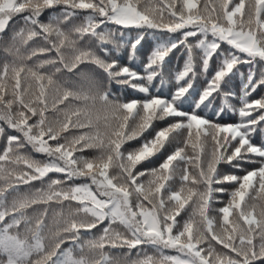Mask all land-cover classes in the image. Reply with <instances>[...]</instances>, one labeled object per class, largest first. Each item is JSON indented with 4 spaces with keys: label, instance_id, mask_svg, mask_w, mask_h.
<instances>
[{
    "label": "snow or ice",
    "instance_id": "1",
    "mask_svg": "<svg viewBox=\"0 0 264 264\" xmlns=\"http://www.w3.org/2000/svg\"><path fill=\"white\" fill-rule=\"evenodd\" d=\"M0 51V264H264V0H0Z\"/></svg>",
    "mask_w": 264,
    "mask_h": 264
},
{
    "label": "trees",
    "instance_id": "2",
    "mask_svg": "<svg viewBox=\"0 0 264 264\" xmlns=\"http://www.w3.org/2000/svg\"><path fill=\"white\" fill-rule=\"evenodd\" d=\"M213 2H215V0H213ZM201 3H203V0H201ZM49 13L45 12L44 16L42 17V19H47ZM17 20H19V17H17ZM77 23H79V21H77ZM13 27L19 29L20 27H23L22 23H17L16 21L13 22ZM23 51V50H22ZM5 59L10 60L11 57H6L5 53L3 51H0V63H3ZM139 59H143V55L140 54ZM186 59V53L185 54H181L180 51H174L171 54V62L169 64L166 65V69H165V79L166 80H171L174 73L176 71H179L184 63V60ZM123 62V61H122ZM240 71L242 72H247V66H243L240 68ZM56 79H58L60 81V83L64 86V87H68V85L65 83V79L64 77H57ZM77 84H83L82 81H77ZM84 87H87L86 84L83 85ZM240 86V81H239V77L236 78V80L234 81L233 84V91H236ZM169 87H172V85L170 84ZM112 91L114 93H116L117 95H122L123 97L126 98H138L139 95L136 92H134L131 89H121L118 86H113L112 87ZM165 91H167V89H165ZM255 95V94H254ZM217 103H220L219 100H217ZM232 103H236L235 101H232ZM237 107H239L240 105L237 104ZM97 109L99 110V114L101 115V117H103L106 114L105 109L101 106V105H97ZM226 122H235L239 119L238 115H233L231 112H228L225 117L223 118ZM101 124H103V120H101ZM162 126V125H160ZM210 147V145H209ZM94 153L91 152H86L85 155H93ZM33 157L35 159H44V157L42 156V154L39 153H34ZM155 166V165H152ZM189 171H193L191 168L189 169ZM239 174V173H237ZM190 186V185H189ZM41 187V185L38 182H34V188H39ZM180 187L179 184V180L177 178V182H176V188L178 189ZM21 193H25V194H31V190L26 188V187H22L20 189ZM222 200L226 201L228 199V196H222L221 197ZM223 204H216L214 205V207L219 208L222 207ZM43 210V206H39V207H35L34 209H28V214L29 215H34V212H40ZM53 211H60V208L57 204L53 203L50 206V211H49V221H47L50 224V218L52 215ZM67 211V208H65V212ZM257 211H259V207L257 208ZM183 215V214H182ZM117 230L119 231H123L124 229L122 228V226H116ZM100 234L99 229H94L92 231V235L98 236ZM84 238L88 239L90 238L88 234H84ZM67 245H65L66 247ZM106 251H108L110 253V255H112L114 258H116L118 261H120V264H129V261L133 260V259H137L138 257L136 256V250H133V252L131 253L130 256L125 257V253L127 252V249H107ZM147 253L149 255H153V256H158V253L155 252V250L151 249V248H147L146 249ZM165 254H175L174 252H169L168 250L165 251Z\"/></svg>",
    "mask_w": 264,
    "mask_h": 264
}]
</instances>
